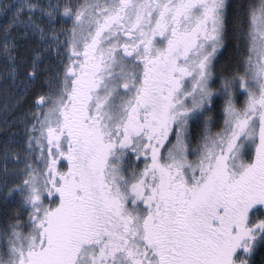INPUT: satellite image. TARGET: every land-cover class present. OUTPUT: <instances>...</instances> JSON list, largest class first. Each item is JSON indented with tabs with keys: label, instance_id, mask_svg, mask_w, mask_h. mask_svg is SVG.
Here are the masks:
<instances>
[{
	"label": "snow or ice",
	"instance_id": "1",
	"mask_svg": "<svg viewBox=\"0 0 264 264\" xmlns=\"http://www.w3.org/2000/svg\"><path fill=\"white\" fill-rule=\"evenodd\" d=\"M0 264H264V0H0Z\"/></svg>",
	"mask_w": 264,
	"mask_h": 264
}]
</instances>
